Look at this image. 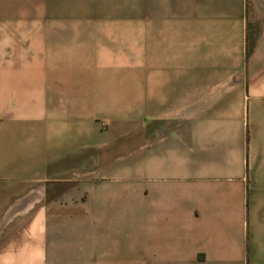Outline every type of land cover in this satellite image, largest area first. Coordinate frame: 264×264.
<instances>
[{
  "label": "crops",
  "instance_id": "crops-1",
  "mask_svg": "<svg viewBox=\"0 0 264 264\" xmlns=\"http://www.w3.org/2000/svg\"><path fill=\"white\" fill-rule=\"evenodd\" d=\"M253 0H0V264H264Z\"/></svg>",
  "mask_w": 264,
  "mask_h": 264
},
{
  "label": "rangeland",
  "instance_id": "rangeland-1",
  "mask_svg": "<svg viewBox=\"0 0 264 264\" xmlns=\"http://www.w3.org/2000/svg\"><path fill=\"white\" fill-rule=\"evenodd\" d=\"M254 5L260 11V19L258 23H256L257 31L259 33H263L264 29V0H253Z\"/></svg>",
  "mask_w": 264,
  "mask_h": 264
}]
</instances>
